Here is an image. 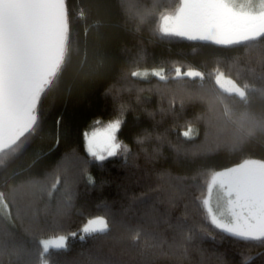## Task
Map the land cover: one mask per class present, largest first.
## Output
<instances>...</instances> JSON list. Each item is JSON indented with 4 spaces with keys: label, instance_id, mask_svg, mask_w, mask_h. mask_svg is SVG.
Listing matches in <instances>:
<instances>
[{
    "label": "snow or ice",
    "instance_id": "obj_1",
    "mask_svg": "<svg viewBox=\"0 0 264 264\" xmlns=\"http://www.w3.org/2000/svg\"><path fill=\"white\" fill-rule=\"evenodd\" d=\"M87 7L103 15L91 41L87 29L81 39L74 24L85 11L74 16L68 0H0V264H51L54 254L68 251L69 237L85 241L110 230L132 234L135 264H236L218 250L220 241L264 247V156H246L210 174L203 163L222 150L244 153L254 144L264 146V0H179L170 11L159 12L158 4L148 7L142 0H91ZM157 15L151 39H143L149 19ZM123 35L134 38V49H126L123 57L121 86L105 93L117 115L103 124L94 121L82 133L83 157L67 152L46 170L63 124L57 116L52 143L34 150L45 131L49 101L66 82L72 92L106 78L114 63L111 43ZM173 38L232 56L228 71L221 70L225 62L219 60L207 80L204 71L177 62L170 69L164 61L144 66L148 45ZM145 91H154L167 104L161 118L184 120L176 144L148 131L135 139L138 146L157 142L152 152L141 147L145 160L154 161L168 143L178 157L199 166L196 173L149 171L145 198L133 197L129 204L142 209L131 222L117 219L106 207L104 215L88 218L79 233L41 238L70 219L80 182L95 184L87 172L90 161L137 155L118 136L129 108L121 94L134 92L140 103ZM190 106L201 109L191 120L185 117ZM147 115L154 119L156 114ZM201 122L205 131L197 141L200 131L194 125ZM141 233L143 243H136ZM81 255L77 264H125L123 253L96 249ZM239 255L240 264H252V256ZM257 255L264 264V253Z\"/></svg>",
    "mask_w": 264,
    "mask_h": 264
},
{
    "label": "trees",
    "instance_id": "obj_2",
    "mask_svg": "<svg viewBox=\"0 0 264 264\" xmlns=\"http://www.w3.org/2000/svg\"><path fill=\"white\" fill-rule=\"evenodd\" d=\"M70 10L74 16L78 17L81 10L85 11V16L80 19H74L76 30L80 33L81 39H84V32L87 29V38L91 41L97 32L96 21L103 18L102 11L92 13L87 5L91 0H68ZM142 2L151 7L154 3L159 5V11H170L179 0H142ZM120 23L121 21H114ZM158 26V15L149 19V23L142 32L145 40L151 39V29ZM104 31L103 28L99 29ZM126 49H134V38L131 35H123L111 43V52L114 57L113 70L109 75L97 82L89 83L79 91L69 92L70 83L66 82L63 92L49 101L46 109V125L42 139L34 146V150L44 148L45 150L53 141V132L55 128V119L57 116L63 117V124L60 131V144L53 152L47 155L45 168L51 171L55 163L59 161L63 154L75 151L80 156H84L82 133L90 130L94 121L99 120L101 124L115 118L117 112L110 97L106 96L107 89L120 87L119 80L121 68L124 65L123 57L128 53ZM147 60L144 66L153 67L164 61V66L171 68L172 62H177L178 66L187 68L189 66L198 68L207 74L212 72L217 66V61L221 63V70L228 71L227 63L231 61L232 56L221 55L214 46H208L200 42L187 40L171 39L163 40L147 46ZM235 55V54H233ZM235 78V70H232ZM154 79V78H153ZM139 87L145 89L150 85L141 83ZM122 102L129 105L128 111L124 115L125 123L118 134L119 139L126 143L132 153L125 160L123 157H113L104 162L90 161L87 166V172L91 175L95 184L89 186L83 180L77 188V198L75 207L72 210L70 219L60 229H50L46 231L41 238L53 235L67 234L68 232L79 233L80 227L85 221L97 215H104L105 208L111 209L117 219L133 221L139 211L136 207H129L133 197L145 198L147 191L145 177L149 171L170 172L174 176H191L196 173L198 165H192L185 161L183 157H178L176 153L165 143L161 147V154L151 163L145 160L141 147L152 152L156 148L157 142L153 139L146 141L143 146H138L135 139L145 131L155 134H163L172 144L177 143L178 134L184 131L182 125L184 120H174L171 115H165L161 118V108H166V103H161L157 93L154 91H145L141 93V102L136 103L135 93H122ZM199 107H189L186 109L185 117L191 120L194 114L200 113ZM148 112L155 113V118L149 117ZM200 131V136L196 139H203L205 131L203 123L194 125ZM193 144H186L184 147H192ZM250 156L259 158L264 156V146L254 144L244 153H231L220 151L208 157L203 163L206 165L209 174L211 171L229 167L239 162L242 158ZM30 159L25 160L27 164ZM111 224V217H109ZM131 233L123 230H110L108 234L100 235L96 239L87 238L81 241L78 237H69V249L66 253L54 254L51 264H77L84 257L81 253L88 250L99 249L103 253L115 252L123 253L125 264H135L137 259L134 254L133 241ZM143 243V234L140 241ZM208 247V244H205ZM218 250L225 252V258L235 260L240 264L241 257L239 253L244 252L254 259L252 264H261L258 253H264V247L244 248L240 243H230L229 241H220ZM193 261L197 259L194 253L191 257Z\"/></svg>",
    "mask_w": 264,
    "mask_h": 264
}]
</instances>
